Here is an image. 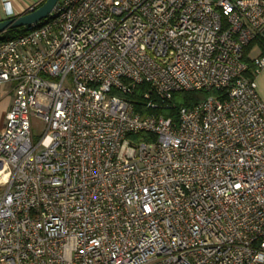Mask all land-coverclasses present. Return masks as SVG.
Returning a JSON list of instances; mask_svg holds the SVG:
<instances>
[{"label": "built area", "instance_id": "1", "mask_svg": "<svg viewBox=\"0 0 264 264\" xmlns=\"http://www.w3.org/2000/svg\"><path fill=\"white\" fill-rule=\"evenodd\" d=\"M24 28L0 41V264H264V0H58ZM177 92L207 96L165 116Z\"/></svg>", "mask_w": 264, "mask_h": 264}, {"label": "trees", "instance_id": "2", "mask_svg": "<svg viewBox=\"0 0 264 264\" xmlns=\"http://www.w3.org/2000/svg\"><path fill=\"white\" fill-rule=\"evenodd\" d=\"M41 4V3H40ZM39 4V5H40ZM38 5V6H39ZM37 6V7H38ZM26 31V28H20L17 30H9L4 34L0 35V41H6L15 38L17 35L22 34ZM256 47L259 51V57H264V37L257 36L253 41H251L248 46L244 49V63L247 66V70L244 73V76L250 79H253L255 75L253 74L254 63L253 59L250 57V51L252 48ZM145 89L144 85L139 86L135 93L130 97V102L134 105V110L138 112L139 106L143 104L142 92ZM207 93L204 92H177L172 96V104L174 109L171 111H161L165 116H175L177 109L181 107L190 108L194 104L205 99Z\"/></svg>", "mask_w": 264, "mask_h": 264}, {"label": "crops", "instance_id": "3", "mask_svg": "<svg viewBox=\"0 0 264 264\" xmlns=\"http://www.w3.org/2000/svg\"><path fill=\"white\" fill-rule=\"evenodd\" d=\"M44 0H9V9H5L2 5V0H0V21L4 20L8 17L18 16L28 10L30 6H35V8L42 3ZM264 68L260 71V78L264 77ZM259 74L255 78V82L259 77ZM259 79V78H258ZM264 79V78H263ZM258 85V81H257ZM259 86V85H258ZM257 94L261 99H264V90L260 87H257ZM12 103V95L10 93L9 84L0 88V110L5 113L11 106ZM3 122L0 121V126H2Z\"/></svg>", "mask_w": 264, "mask_h": 264}, {"label": "water", "instance_id": "4", "mask_svg": "<svg viewBox=\"0 0 264 264\" xmlns=\"http://www.w3.org/2000/svg\"><path fill=\"white\" fill-rule=\"evenodd\" d=\"M58 0H44L38 7L33 10H27L26 12L14 16L8 17L0 21V35L4 34L9 30H17L20 28L28 27L43 19L52 11Z\"/></svg>", "mask_w": 264, "mask_h": 264}, {"label": "rangeland", "instance_id": "5", "mask_svg": "<svg viewBox=\"0 0 264 264\" xmlns=\"http://www.w3.org/2000/svg\"><path fill=\"white\" fill-rule=\"evenodd\" d=\"M259 56V51L256 47L252 48V50L250 51V57L252 59L256 58ZM264 72V71H263ZM259 78V79H258ZM257 78L258 81V85H257V81H256V89L258 90L257 87H260L264 90V77L260 78V74L259 77ZM4 119V113L0 110V121L3 122ZM43 130V124L41 123V121L37 118H34L32 121V133L34 136V139L36 140L38 138V135L40 134V132Z\"/></svg>", "mask_w": 264, "mask_h": 264}]
</instances>
